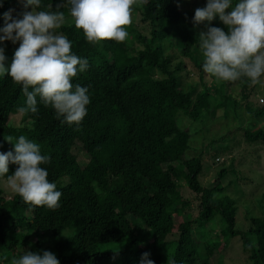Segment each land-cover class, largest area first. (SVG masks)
Here are the masks:
<instances>
[{
  "label": "trees",
  "instance_id": "16d2710c",
  "mask_svg": "<svg viewBox=\"0 0 264 264\" xmlns=\"http://www.w3.org/2000/svg\"><path fill=\"white\" fill-rule=\"evenodd\" d=\"M19 1L0 0V28L5 12L25 9L26 0L21 8ZM180 1L143 0L132 13L142 29L131 23L124 42L92 45L75 28L67 0H41L38 10L57 11L56 4L64 3L58 10L66 20L57 31L71 42L73 54L88 61L72 84L88 89L90 103L78 126L57 119L39 98L36 113H21L26 103L21 86L0 76V153L14 151L5 140L9 136L13 143L21 135L37 143L41 154L50 157L41 167L62 193L55 210L29 211L19 195L5 199L0 191V263H11L28 247L34 253L52 252L60 264H141L144 253L154 264H215V248L223 239L237 238L251 264H264V214L249 218L244 231L235 228V203L225 194L229 185L221 184L224 169L216 182L202 187L197 180L202 155L187 157L188 142L197 131L208 132L207 122L214 121L217 110L237 119L242 107L252 126H235L211 140L203 148L208 157L216 159L214 149L228 151L221 145L230 137L238 145L240 136L245 145L264 146V130L253 129L264 120V102L257 109L244 103L257 88L246 79L217 82L204 73L202 60L194 59L201 56L196 31L227 29L218 16L210 25L195 26L199 7L181 10ZM4 45L0 47L6 50L8 43ZM5 55L10 64L14 53ZM180 59L197 71V83L186 92L179 88ZM208 82L218 86L211 94ZM75 151L86 161L78 162ZM16 167L9 165L8 175ZM183 186L193 195L194 217L181 194ZM213 223L219 225L215 233ZM171 235L174 240H168Z\"/></svg>",
  "mask_w": 264,
  "mask_h": 264
},
{
  "label": "clouds",
  "instance_id": "9594fccd",
  "mask_svg": "<svg viewBox=\"0 0 264 264\" xmlns=\"http://www.w3.org/2000/svg\"><path fill=\"white\" fill-rule=\"evenodd\" d=\"M143 0H67L69 15L75 28L83 30L89 44L102 41L124 42L132 23L133 6ZM0 7L3 4L0 3ZM63 2L56 4L57 11L38 10L41 0H26L20 18H13L12 10L3 14L0 28V45L6 41L19 42L11 63H7L4 47H0V76L7 75L20 85L26 103L21 113H36L37 103L54 109L57 119L68 125H79L87 115L90 103L88 89L72 84L78 73L88 68V61L73 54L68 38L58 32L64 24ZM31 9L28 11L27 9ZM231 9L230 11H228ZM226 27L208 26L198 33L202 68L217 82H236L246 79L251 85L261 84L264 76V0H207L203 8L195 10L193 23L209 25L215 17ZM14 145V151L0 153V179L19 195L29 211L35 207L55 210L62 196L56 184L48 180V172L41 167L50 157L41 154L40 146L21 135L5 139ZM9 165H16L12 175ZM144 253L141 264H154ZM11 264H60L50 251L25 252Z\"/></svg>",
  "mask_w": 264,
  "mask_h": 264
},
{
  "label": "rangeland",
  "instance_id": "374dc122",
  "mask_svg": "<svg viewBox=\"0 0 264 264\" xmlns=\"http://www.w3.org/2000/svg\"><path fill=\"white\" fill-rule=\"evenodd\" d=\"M180 1V0H179ZM21 2L19 1V8H21ZM207 4V0H181L179 2V7L181 10L203 8ZM31 11L30 9H27ZM229 9L228 11H230ZM25 9H20L18 11L12 12V15L16 14L22 15ZM133 25L136 28L139 27V16L137 14L132 17ZM200 31H205L203 29L196 31L197 35ZM8 46L5 51L15 53L16 49L19 47V42L13 44L11 41H6L4 44ZM4 45V46H5ZM5 49V48H4ZM197 62L202 60V56L194 58ZM183 68L179 72L178 82L180 84L179 88L186 92L189 85L197 83V71L191 65L187 59H180ZM262 83L256 84L257 87L254 92H251L247 100L244 103H249L251 109H257L263 105L264 102V76L261 78ZM208 92L211 94L214 87H218L216 83L208 82ZM199 87L195 90L198 92ZM230 106L229 103H226ZM242 106V105H241ZM231 109V108H230ZM222 110H217L215 113L214 121L207 122L208 132L197 131L196 135L188 142L190 147L187 152V157H195L201 154V164L202 170L197 177L199 184L202 187L210 185L212 182H216V175L220 169H224L225 176L222 181V186L229 187L225 190V194L229 196L235 203L236 213H235V228L238 230H246L248 228L249 218H259L264 214V209L261 205H264V146L259 143L252 145H245L242 138L236 134V138H240L239 145L233 138L225 139V142L221 145L223 147H228L226 150L214 149L212 151L216 152V159L212 160L204 152L203 148L205 145L209 144L211 140H217L218 138L224 136L229 130L233 131V127L237 126L241 129L251 128L252 122H250V116L243 110V108L237 109V119L234 118L232 114L228 117L221 115ZM230 110L229 112H231ZM248 125V126H247ZM253 129H263L264 130V120L262 122L254 123ZM240 130V129H239ZM238 130V131H239ZM228 140V141H227ZM234 145V146H233ZM216 145H210L209 148L213 149ZM78 162H85V157L79 151H75ZM232 166V167H230ZM0 191L5 199H8L13 192L7 187L5 180L0 179ZM181 194L183 197L188 199L191 203L190 214L192 217L195 216V201H193V195L183 186L181 188ZM192 200V201H191ZM262 203V204H261ZM218 224L213 223L211 226L213 233L218 229ZM209 226H205L203 230L208 231ZM212 233V234H213ZM176 236L171 235L167 237L168 240H174ZM223 245L220 244L215 248L214 256L215 264H251V262L241 253L239 242L237 238L228 239L224 241ZM28 251V247H25L22 252L23 254ZM0 264H11L9 262Z\"/></svg>",
  "mask_w": 264,
  "mask_h": 264
}]
</instances>
